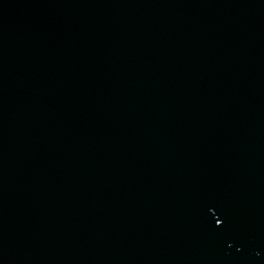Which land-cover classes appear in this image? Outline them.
<instances>
[{
  "label": "water",
  "instance_id": "1",
  "mask_svg": "<svg viewBox=\"0 0 264 264\" xmlns=\"http://www.w3.org/2000/svg\"><path fill=\"white\" fill-rule=\"evenodd\" d=\"M0 264H264V0H0Z\"/></svg>",
  "mask_w": 264,
  "mask_h": 264
}]
</instances>
